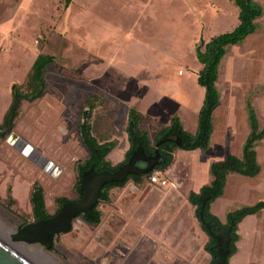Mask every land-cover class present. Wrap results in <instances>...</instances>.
<instances>
[{
    "label": "rangeland",
    "instance_id": "rangeland-1",
    "mask_svg": "<svg viewBox=\"0 0 264 264\" xmlns=\"http://www.w3.org/2000/svg\"><path fill=\"white\" fill-rule=\"evenodd\" d=\"M226 4L227 0H71L64 6V0H0V125L11 101V86L16 83L26 90L39 53L54 60L44 73L43 96L22 101L10 129L0 136V229L10 232L34 221L29 202L34 182L43 188L48 213L57 210V198L78 197L77 164L89 155L78 130L86 101L94 106L93 135L100 142L118 144L106 157L113 165L124 159L129 145L125 125L131 104L158 120L164 109L177 108L184 128L192 132L194 110L173 105L168 95L181 89L198 99L203 88L195 77L201 64L194 47L237 23L225 12ZM255 25L256 33L225 58L219 70L214 133L222 137L228 132L232 144L247 134L246 99L259 127H264V21ZM144 117L140 126L153 142L156 123ZM11 133L32 146L34 154L22 155L21 142H12ZM255 150L260 165L256 177H247L251 183L245 184L241 177L229 176L227 194L212 203V212L223 223L228 211L264 199V138ZM223 154L216 148L179 156L175 151L171 165L162 170L167 186L151 185L145 177L140 183L129 180L109 189V201L98 203L99 223L75 217L68 232L57 234L51 247H42L45 255L37 245H21L47 264H209V237L188 194L210 182L209 164ZM43 158L53 163L52 172L40 167ZM240 228V253L231 255L229 264H264V211Z\"/></svg>",
    "mask_w": 264,
    "mask_h": 264
},
{
    "label": "trees",
    "instance_id": "trees-1",
    "mask_svg": "<svg viewBox=\"0 0 264 264\" xmlns=\"http://www.w3.org/2000/svg\"><path fill=\"white\" fill-rule=\"evenodd\" d=\"M71 0H64V6H68ZM234 4L239 8L238 20L239 23L231 30L223 33L213 35L207 41H199L195 47L194 52L197 60L202 65L197 72V83L204 87V98L200 109L198 111L197 129L194 133L186 131L181 124L180 118L177 114L170 117L167 125L156 127L154 130L153 142L150 140L148 132L140 126V121L145 117L135 108L130 107L127 111L126 134L129 142L124 159L119 163L113 165L106 156L110 150L115 146V141L100 142L92 131L90 123L91 111L94 108L93 104L88 100V108L81 112V120L78 123V130L82 144L88 150L89 155L84 161H79L77 164L78 180L75 190L78 194L76 199L70 200L64 197L56 199L59 204L54 213H48L45 208V200L43 188L38 182H34L31 186L29 194V202L31 205L32 216L34 220L48 219L53 217L59 210L62 203L66 201H78L80 190L79 182L81 173L88 169L91 165L95 170H109L114 171L118 169L123 163L127 161L136 147L141 144L146 154H152L155 150V143L167 137L178 138L180 146H177L171 141H165L158 145V150L163 157V160L154 169H166L173 160L172 152L181 148L184 150L200 149L205 151L209 147L210 137L213 132L212 117L215 108L219 103V91L216 86L218 80V67L223 56L226 53L228 45L240 44L243 39L250 33L255 31L256 23L254 22L261 16L262 7L254 0H233ZM54 63L53 57L48 54L39 53L34 59L30 73L25 82L26 90H22L20 85L14 83L11 86V101L7 111L3 116V121L0 129L6 127L8 118L13 114V118L17 115L22 101L32 102L41 98L45 92L44 73L47 67ZM247 111V121L249 131L242 144V153L240 157L233 154L226 153L224 158L220 161H214L210 164V173L213 179L209 184L201 187L200 191L207 190L211 194V198L205 203L203 208V217L207 220H214L220 226L230 227V251L227 255L226 264L236 250V242L239 240L238 223L246 215H251L264 209V200H259L252 205H244L240 208L228 211L225 216V222L222 223L219 218L210 212V204L218 196L222 195L226 176L229 173H238L243 176L253 177L260 172V165L256 159L255 147L260 140L264 138V127H259L256 111L249 99L245 103ZM153 169V170H154ZM152 170V171H153ZM146 174L130 175L123 182H112L104 185L100 190L98 202L93 206V218H88L84 214H79L87 222L97 224L100 222L101 212L97 209L99 202L109 201L108 191L112 187H122L129 180L140 182L142 179L149 178L151 172ZM200 193L191 191L189 193V202L196 207L195 216L198 218L201 210V202L199 200ZM77 216V217H78ZM201 228L207 233V229L201 223ZM209 239L205 246V250L210 255L209 264H213L216 260V249L213 238L208 235Z\"/></svg>",
    "mask_w": 264,
    "mask_h": 264
},
{
    "label": "water",
    "instance_id": "water-1",
    "mask_svg": "<svg viewBox=\"0 0 264 264\" xmlns=\"http://www.w3.org/2000/svg\"><path fill=\"white\" fill-rule=\"evenodd\" d=\"M12 119L13 114L8 118L6 127L0 129V136L10 129ZM14 139L21 142L18 151L22 155L29 156L31 153L34 154V150L28 143L19 139L14 133H11L10 140ZM165 141H171L180 146L178 138L167 137L155 143L156 148L152 154H146L142 145L139 144L127 161L114 171H97L91 165L81 173L78 201H66L62 203L58 212L51 218L24 223L16 228L14 237L12 235V238L0 229V264H47L13 238L18 237V239L26 241L40 242L45 248L51 247L53 238L57 234L68 232L73 219L79 214L93 218V206L98 202L100 190L104 185L114 181L123 182L132 174H146L159 165L163 157L157 147ZM40 167L46 172L54 170L53 163L44 158ZM210 198L211 194L207 190L202 191L199 195L201 210L199 211L198 219L207 229L208 235L214 240L216 260L213 264H226L227 255L230 251V227L220 226L214 220L206 221L204 219L203 208Z\"/></svg>",
    "mask_w": 264,
    "mask_h": 264
},
{
    "label": "crops",
    "instance_id": "crops-1",
    "mask_svg": "<svg viewBox=\"0 0 264 264\" xmlns=\"http://www.w3.org/2000/svg\"><path fill=\"white\" fill-rule=\"evenodd\" d=\"M257 4H259L261 7H262V10H263V12H262V14H261V16L260 17H258L254 22L255 23H257V22H260L261 20L262 21H264V0H254ZM234 2H233V0H227V8L225 9V12H227L228 11V13H231L232 15H234L236 18H237V23L235 24V25H233V26H231V28L229 29V30H226V31H231L238 23H239V20H238V13H239V8L235 5V7H234ZM226 31H224V32H226ZM223 33V32H222ZM254 33H256V30L254 31V32H252V33H250V34H248L244 39H243V41L240 43V44H236V45H228L227 46V48H226V53H225V55L223 56V58H222V60H221V62H220V65H219V67H218V77H219V70L221 69V66H222V64H223V62L225 61V58H227V57H229V56H231L232 55V53L235 51V50H237V49H239L240 48V46H242L243 44H244V42H245V40L251 35V34H254ZM219 34V33H218ZM216 35V34H215ZM209 40V39H208ZM229 49H231V53H229L228 51H229ZM228 54H230V55H228ZM230 60V62L231 61H233V60H231V59H229ZM235 60H238V59H235ZM227 63V62H226ZM232 63V62H231ZM227 65L228 64H225L224 65V68H223V70H225L226 68H227ZM201 67H202V65H201ZM201 69V68H200ZM199 69V70H200ZM199 70H197V72L199 71ZM178 73H180L179 71H178ZM120 76L122 75V74H119ZM123 76V75H122ZM196 77V79H197V75L195 76ZM126 79H124V81H125ZM123 81V80H122ZM197 81V80H196ZM218 81V80H217ZM199 85V84H198ZM200 86V85H199ZM216 86H217V82H216ZM200 87H202V86H200ZM199 88V87H198ZM203 89H200V94H199V96H198V99L196 98L195 100L194 99H192V98H190L189 97V95L188 96H186L185 95V93L181 90V89H179V90H176V91H173V93L172 94H170V95H168V97H169V99L171 100V102L173 103V105H176L177 107H181V106H183V107H187L188 109L189 108H191L192 110H194V115H195V122H194V130L192 131V132H190V133H194L195 131H196V129H197V122H198V111H199V109H200V106H201V104H202V101H203V98H204V92H205V89H204V87H202ZM218 89V88H217ZM219 91V90H218ZM10 97H11V92H10ZM247 100V99H246ZM250 100V99H249ZM219 102H220V91H219ZM245 103H246V101H245ZM131 105H133V106H130V107H135L136 108V104H131ZM218 105H219V103H218ZM9 107V106H8ZM129 107V108H130ZM218 107V106H217ZM217 107L215 108V110H214V112H213V117H212V124H213V132H212V134H211V137H210V143H209V147H208V149L207 150H205V151H202V150H200V149H193V150H186V151H180V150H184V149H181V148H177V149H175L173 152H172V155L175 153V151H177L178 152V156L180 155V154H182V153H185V152H208L209 150H212V149H214V148H216L217 149V154L219 153V155H222L224 152V154H223V157L221 158V159H217V160H215V161H220V160H222L223 158H224V156H225V154L226 153H230V154H233V155H235V156H237V157H240L241 156V153H242V144H243V142H244V140H245V138H246V136H247V134H248V131H249V127H248V121H247V134H246V136L244 137V138H241L240 140H239V142L238 143H235V144H232V143H230V134L228 133V132H225L226 134H225V136H217V134L216 133H214V114H215V112H216V109H217ZM137 109V108H136ZM245 109H246V107H245ZM138 110V109H137ZM139 111V110H138ZM178 111H179V109H164V112H163V114H164V116H163V119L162 120H158V118H155L154 117V114L153 113H145V112H141V111H139L143 116H145V115H147V116H149V117H151L152 118V120H153V122L154 123H156V126L157 127H159V126H163V125H167L168 123H169V120H170V117H171V115H173V114H177L178 115ZM247 112V111H246ZM179 116V115H178ZM180 118V117H179ZM180 121H181V119H180ZM141 122V121H140ZM126 123H127V115H126ZM181 124H182V127L184 128V125H183V123H182V121H181ZM125 128H126V125H125ZM185 129V128H184ZM186 130V129H185ZM186 131H188V130H186ZM189 132V131H188ZM125 133H126V131H125ZM228 133V134H227ZM127 135V134H126ZM218 138H220V141H219V143H216L217 142V140H218ZM128 140V139H127ZM109 141H111V140H109ZM115 141V140H114ZM115 146L110 150V152L108 153V155L107 156H109L112 152H113V150H114V148L118 145L117 144V142L115 141ZM128 144H129V142H128ZM129 148V145H128V147H127V149ZM127 151V150H126ZM223 151V152H222ZM126 153V152H125ZM106 156V157H107ZM256 156H257V153H256ZM212 162H214V161H212ZM211 162V163H212ZM210 163V164H211ZM210 164H209V168H210ZM171 165V164H170ZM169 165V166H170ZM168 166V167H169ZM209 173H210V170H209ZM210 176H211V180L213 179V176L211 175V173H210ZM229 176H237L238 178H240V181H243V183H245V184H248V183H251V182H249L248 180H247V176H243V175H240V174H238V173H229L227 176H226V182H225V185H224V189H223V193H226L227 194V192H226V185H227V178L229 177ZM256 177V176H255ZM253 178V177H252ZM129 180H131V179H129ZM128 180V181H129ZM210 180V181H211ZM133 183H140V182H142L143 181V179H142V181H140V182H134L133 180H131ZM147 181H148V183L149 184H151V185H157V186H160V187H165V186H163V185H159V184H155V183H151L150 181H149V178H147ZM248 181V182H247ZM210 183V182H209ZM208 183V184H209ZM254 184H257V182L256 181H254ZM125 185V184H124ZM205 185H207V184H205ZM167 186V185H166ZM204 186V185H203ZM260 187H262L263 188V195H264V185H260ZM201 189V188H200ZM31 191V190H30ZM191 191H193V190H190V192ZM189 192V193H190ZM195 192V191H194ZM196 193H200L201 194V191L199 190V192H196ZM223 193H222V195H223ZM30 194V193H29ZM222 195H220V196H222ZM188 196H189V194H188ZM220 196H218V197H220ZM217 197V198H218ZM44 200H45V198H44ZM189 200V199H188ZM215 200V199H214ZM213 200V201H214ZM260 200H264V199H260ZM213 201L211 202V204H210V212L212 213V214H214L213 212H212V203H213ZM259 201V200H258ZM250 205V204H249ZM252 205V204H251ZM244 206V205H243ZM241 207V206H240ZM240 207H238V208H240ZM237 209V208H236ZM234 210V209H233ZM231 211V210H230ZM261 211H264V209L263 210H260L259 212H257V213H255V214H251V215H246L244 218H242V220L238 223V232H240V227H241V224L243 223V222H245L246 220H248L252 215H255L256 217H258L259 218V214H260V212ZM227 214V213H226ZM214 215H216V214H214ZM217 216V215H216ZM226 216V215H225ZM218 217V216H217ZM197 218V217H196ZM219 218V217H218ZM197 220L199 221V219L197 218ZM219 220L221 221V219L219 218ZM199 223H200V221H199ZM223 223V222H222ZM201 224V223H200ZM239 234V240H238V243L236 244V246H237V250H236V252H235V254H239L240 253V239H241V235H240V233H238Z\"/></svg>",
    "mask_w": 264,
    "mask_h": 264
},
{
    "label": "built area",
    "instance_id": "built-area-1",
    "mask_svg": "<svg viewBox=\"0 0 264 264\" xmlns=\"http://www.w3.org/2000/svg\"><path fill=\"white\" fill-rule=\"evenodd\" d=\"M149 181L151 183H155V184H159V185H163V186H166L169 184V182L167 181V179L163 175L161 169H154L149 176Z\"/></svg>",
    "mask_w": 264,
    "mask_h": 264
},
{
    "label": "bare ground",
    "instance_id": "bare-ground-1",
    "mask_svg": "<svg viewBox=\"0 0 264 264\" xmlns=\"http://www.w3.org/2000/svg\"><path fill=\"white\" fill-rule=\"evenodd\" d=\"M15 141H16V139H14V140H12V142H14L15 143ZM32 147V146H31ZM15 231L16 230H10V232H5L6 234H8L11 238H12V235H13V237H14V234H15ZM45 232V231H44ZM56 235V234H55ZM54 235V236H55ZM13 239H16L15 241H17L19 244H23V245H37L38 246V248H37V250H38V252L40 253V254H42V255H45V252L43 251V249H42V247H43V244H41L40 242H31V241H26V240H22V239H18V237H15V238H13ZM22 245V246H23ZM24 247V246H23ZM26 248V247H25ZM37 256V255H36ZM46 257H48V256H46Z\"/></svg>",
    "mask_w": 264,
    "mask_h": 264
},
{
    "label": "flooded vegetation",
    "instance_id": "flooded-vegetation-1",
    "mask_svg": "<svg viewBox=\"0 0 264 264\" xmlns=\"http://www.w3.org/2000/svg\"><path fill=\"white\" fill-rule=\"evenodd\" d=\"M3 129V128H2Z\"/></svg>",
    "mask_w": 264,
    "mask_h": 264
}]
</instances>
